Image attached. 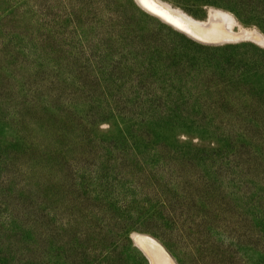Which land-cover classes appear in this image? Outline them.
Segmentation results:
<instances>
[{
	"label": "rangeland",
	"instance_id": "1",
	"mask_svg": "<svg viewBox=\"0 0 264 264\" xmlns=\"http://www.w3.org/2000/svg\"><path fill=\"white\" fill-rule=\"evenodd\" d=\"M168 1L264 34V0ZM223 171L264 199V44L199 42L136 0H0V264H148L135 232L179 264H264L210 190Z\"/></svg>",
	"mask_w": 264,
	"mask_h": 264
},
{
	"label": "bare ground",
	"instance_id": "2",
	"mask_svg": "<svg viewBox=\"0 0 264 264\" xmlns=\"http://www.w3.org/2000/svg\"><path fill=\"white\" fill-rule=\"evenodd\" d=\"M136 1L149 14L199 42L221 44L251 39L258 44H264V34L261 31L239 26L236 17L230 11L212 8L206 18H198L168 0ZM223 174L225 178L218 177L216 183L210 185V190L220 192L221 187L225 186L226 189L235 193L234 196H228L225 202L229 211L232 213L240 212L241 214L242 239L249 241L253 237H260L264 233V199L262 195H258V199L254 201L248 198L252 189L247 183H244L248 179L246 173L230 171L226 176L227 174L223 171ZM237 190L249 200L247 204L236 201L235 191ZM133 238L136 247L147 258L148 264H179L164 243L155 236L135 232ZM208 246L220 249L216 241L208 243ZM232 255L230 252L226 261Z\"/></svg>",
	"mask_w": 264,
	"mask_h": 264
},
{
	"label": "water",
	"instance_id": "3",
	"mask_svg": "<svg viewBox=\"0 0 264 264\" xmlns=\"http://www.w3.org/2000/svg\"><path fill=\"white\" fill-rule=\"evenodd\" d=\"M149 259V258H148ZM149 261H150V259H149Z\"/></svg>",
	"mask_w": 264,
	"mask_h": 264
}]
</instances>
